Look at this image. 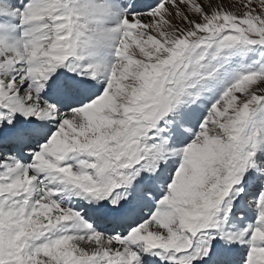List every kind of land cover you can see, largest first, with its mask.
<instances>
[{
	"label": "snow or ice",
	"instance_id": "6c2138e0",
	"mask_svg": "<svg viewBox=\"0 0 264 264\" xmlns=\"http://www.w3.org/2000/svg\"><path fill=\"white\" fill-rule=\"evenodd\" d=\"M0 264H264V0H0Z\"/></svg>",
	"mask_w": 264,
	"mask_h": 264
}]
</instances>
